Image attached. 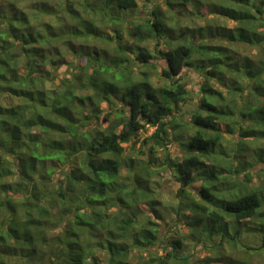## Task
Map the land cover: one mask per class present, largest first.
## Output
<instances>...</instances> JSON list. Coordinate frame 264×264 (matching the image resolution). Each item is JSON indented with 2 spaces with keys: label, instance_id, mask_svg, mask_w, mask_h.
Masks as SVG:
<instances>
[{
  "label": "trees",
  "instance_id": "16d2710c",
  "mask_svg": "<svg viewBox=\"0 0 264 264\" xmlns=\"http://www.w3.org/2000/svg\"><path fill=\"white\" fill-rule=\"evenodd\" d=\"M257 2L0 0V264H38L51 244L65 264H220L221 253L192 259L189 234L237 245L247 223L257 244L241 243L247 255L226 264H251V250L262 255L264 0ZM203 3L212 16L200 14L201 24L176 35L171 13L186 5L200 13ZM178 39L187 42L167 47ZM185 67L199 71L201 95L192 131L174 134L180 125L163 121L188 96ZM220 87L236 97L225 100ZM148 128L125 155L124 144ZM172 143L181 146L177 159ZM162 170L180 185L179 234L163 236L157 222L151 179ZM255 176L263 178L251 186Z\"/></svg>",
  "mask_w": 264,
  "mask_h": 264
},
{
  "label": "rangeland",
  "instance_id": "374dc122",
  "mask_svg": "<svg viewBox=\"0 0 264 264\" xmlns=\"http://www.w3.org/2000/svg\"><path fill=\"white\" fill-rule=\"evenodd\" d=\"M200 5L202 6V7H199L200 13H198L197 10L191 9V7L189 5H186L185 7H183L181 11L174 10V12L171 13V15H172L171 24L176 29V35L178 34V30L180 28L181 29L187 28V30H189V27L198 26L199 24H201L202 18L200 17V14H205V16H207V17L212 16L208 12L202 13V12H205V8H204V6L206 5L205 3L200 4ZM191 10H194L193 13L191 12ZM143 14H144V10L139 11L136 14V16H142ZM184 21H187V22L184 23ZM225 22L227 23V25L232 24V22L229 20H225ZM163 45H165V44L163 43ZM246 50L253 52V49L249 48V47ZM239 51L242 52L243 49L240 48ZM156 63L158 65H160L163 62L157 61ZM180 77H181L182 81L185 82L186 88L188 89L189 93L190 92L192 93L191 98L195 99V101H196V104H195V110H196L198 108L197 105L199 104V99H200V95H201L200 83H201L202 77H201L199 71H197L191 67H185L183 69V71L181 72ZM150 79L156 83H159L162 81L161 79H157V76L153 77L152 74H151ZM193 81H195L196 83L193 84ZM213 85L215 87H218V85L216 83H214ZM219 89L222 92L223 96H226L225 100H227V101L236 97L235 95L229 96V90L224 88V87H220ZM197 92L199 93V95L196 94ZM187 99H189V95L187 96V98L183 102H186ZM180 107H181V105H180ZM222 127H223V125H221V128ZM152 130H153V128H148L146 132L140 131L139 134L137 135L138 139H137L136 143H134V144H132V141L125 143L124 144L125 155L136 150L138 148V146L140 145V140L143 138V136L148 135ZM132 145L135 146L134 149H133ZM180 148H181V146H179L178 144L172 143L170 146L171 155L175 156V157L179 156L180 155ZM154 162H156L157 164L160 163L159 159H154ZM261 176H264V174H262ZM260 178H263V177H259V179L257 176L253 177L251 182H250L251 186H257L258 184H260V181H261ZM151 181H152L153 188L156 190L157 198L160 201V206H158V209H159V212L162 214V217H163V220H160L157 222H159V225H160L159 228L161 230L162 235L167 236L173 232L172 231L173 221L167 218V216L165 214V210L173 209V207H174V205L172 203L173 201L176 202L175 207L177 206L179 197L176 195V192L179 189L180 185L175 180V177L172 175L170 170H162V171H159L158 173H155L152 176ZM198 186H199V181L195 182V184L193 186H191V189H189V195L190 196H192L194 198H195V196H198V194H197ZM191 213L192 212L190 210L189 214H191ZM173 217L176 221V217H175L174 213H173ZM248 224L249 223H247V225L241 226L242 229L240 232V236L237 239L238 240L237 245L236 244L233 245L232 242H228L225 239L221 242L222 244H220L219 246H213L208 242H204V243H202V241L198 242L196 240V237L189 234V238H188L189 239V255L192 256L191 258L193 259V250H194L195 259H197L199 261V260H203L204 258H206L208 256L213 257L217 253L218 254L221 253V258H222L223 263H220V264L228 263L231 258H233L234 260H239V259L243 258L245 255H247L248 250L244 249V247L241 246L240 244L241 243H246L247 245H256L257 244L256 241L251 237L252 235L249 236L251 233H249L247 231V229L250 228V225H248ZM175 228H176V231L173 232L174 234H179L180 232L185 231V225L178 222V221H176V223H175ZM201 228H202V226L199 227V230H201ZM219 239L220 238L218 236L217 239H215L216 241L214 243L218 244ZM159 252H161V251H159ZM248 256H249L248 259L251 262V264H264V252L261 255L257 251L251 250V253H249ZM201 262L203 264V261H201Z\"/></svg>",
  "mask_w": 264,
  "mask_h": 264
},
{
  "label": "clouds",
  "instance_id": "9594fccd",
  "mask_svg": "<svg viewBox=\"0 0 264 264\" xmlns=\"http://www.w3.org/2000/svg\"><path fill=\"white\" fill-rule=\"evenodd\" d=\"M253 2H257V0H253ZM257 6H259L258 2H257ZM147 7L149 10H151L153 5L148 4ZM125 15H127V14L125 13ZM186 22L187 21H184V23H186ZM186 42H187L186 40L178 39L174 44L167 45V47L175 48L178 44H184ZM202 42L203 41H201L199 38H197L193 47L195 48L196 45H199ZM161 46L164 47L165 45H161ZM201 55H202V53H198L196 51H193V57L194 58L197 56H201ZM73 71L74 72L78 71V69H76L74 66ZM83 83L87 86V84H88L87 77H85ZM195 83L196 82L193 81V84H195ZM59 91L63 92V88L59 89ZM196 94L199 95L198 92ZM81 95H84V93H81ZM188 95H189V99H187L186 102L181 103V107H180L179 112H174L171 116L164 118L163 122L166 124L176 123V124L180 125V127H178L176 129L174 134L187 133V132L192 131L190 125H191L192 116L195 112L196 101H195V99L191 98V96H192L191 92ZM116 108H119V105L115 106L114 111L116 110ZM83 112H87V113H89V115H92L91 109L89 107H87V105L83 109ZM89 122L91 123V121H89ZM109 124L113 125V127L111 128V131H115V132L120 131V128L115 126V117H113V120L109 121ZM81 155L83 157V154H81ZM83 158H86V157H83ZM117 159L122 160L123 158L117 157ZM173 159H177V157H173ZM114 179L121 180L122 178L121 177H115ZM117 194H122V193H120L119 189H117V191L115 193H113V195H117ZM172 203L174 205L173 209L165 210V214H166L168 219L173 221L172 231L175 232L176 231V228H175L176 221L173 217V213L175 214V217H183L185 214V210L183 207H179V208L175 207V203H176L175 201H173ZM180 203H181V205L186 204L187 200H185L184 198H181ZM141 224H143V219L141 220ZM162 239H163V237H162ZM66 259H67V257H66V254L64 253L63 249L58 247L55 244H51L38 257V264H65ZM193 259H195L194 250H193Z\"/></svg>",
  "mask_w": 264,
  "mask_h": 264
},
{
  "label": "water",
  "instance_id": "95a60500",
  "mask_svg": "<svg viewBox=\"0 0 264 264\" xmlns=\"http://www.w3.org/2000/svg\"><path fill=\"white\" fill-rule=\"evenodd\" d=\"M88 165L92 168L93 171L98 170V167L93 166L91 163H88Z\"/></svg>",
  "mask_w": 264,
  "mask_h": 264
}]
</instances>
